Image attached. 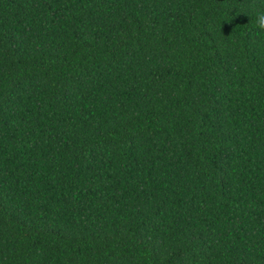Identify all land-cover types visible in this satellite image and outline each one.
Returning <instances> with one entry per match:
<instances>
[{"label": "trees", "instance_id": "trees-1", "mask_svg": "<svg viewBox=\"0 0 264 264\" xmlns=\"http://www.w3.org/2000/svg\"><path fill=\"white\" fill-rule=\"evenodd\" d=\"M264 0H0V264H264Z\"/></svg>", "mask_w": 264, "mask_h": 264}, {"label": "clouds", "instance_id": "clouds-1", "mask_svg": "<svg viewBox=\"0 0 264 264\" xmlns=\"http://www.w3.org/2000/svg\"><path fill=\"white\" fill-rule=\"evenodd\" d=\"M255 23L260 30H264V11L257 13L255 17Z\"/></svg>", "mask_w": 264, "mask_h": 264}]
</instances>
